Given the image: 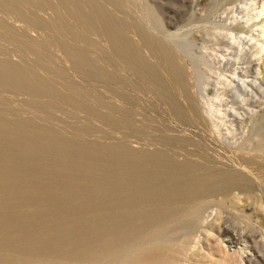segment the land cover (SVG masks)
Masks as SVG:
<instances>
[{
    "label": "rangeland",
    "instance_id": "obj_1",
    "mask_svg": "<svg viewBox=\"0 0 264 264\" xmlns=\"http://www.w3.org/2000/svg\"><path fill=\"white\" fill-rule=\"evenodd\" d=\"M53 1L50 0L49 4L55 5L56 0ZM82 1L74 0V4L81 10L74 7L73 0H65L64 9L58 7V13L55 14L48 9V12L35 9L46 17L48 23L36 29L29 27L25 21L0 11V18L8 25L11 24L9 32L25 41L22 44L11 40L0 30V59L8 57L20 67L31 69L45 82L47 89H52L61 96L57 104L50 105L52 97L48 93L41 94L37 100L44 103V106L38 108L33 102L28 103L25 95L16 94V97L13 93L0 91V117L10 123L25 122L43 129L59 141L77 146L75 154L78 155L90 151L94 154L114 153L119 169L130 179L133 178L134 183L137 182L135 185L132 181L134 188L131 182L128 183L127 195L129 190L131 194L132 190L141 189V186L146 195L149 188L147 186L151 184L147 174L143 173L140 181L134 180L136 173L139 174L143 169L157 170L160 179L174 181L182 176L189 178L192 172H208L209 169L208 173H216L215 180L206 189L175 199L164 197L157 201H146L137 208L144 214H162L165 209L174 210L175 213L169 219L158 218V221L146 223L143 231L144 237H148L161 230L160 239L167 238V242L174 244L172 247L175 251H162L165 254L161 256H169L173 259V264H208L204 255L207 249L203 219L205 215L222 206L223 215L227 216L225 224L233 228L236 218L232 213L238 207L236 201L231 200L233 194L264 190V160H258L251 152L235 147L234 143L239 137L241 124L239 109L232 103H237L238 99L234 100L237 93L231 88L237 79L233 77L234 72L237 75L239 71L234 68L241 63L236 65V44L230 39L232 34L240 37L237 39H242L241 42L247 45V49L244 45L245 57L251 58L248 55L250 43L246 40L250 31L254 32L259 24H264V10L258 13L264 0H89L108 12L117 24L125 26L124 33L144 62L145 66L142 68L133 61L126 60L125 63L124 59L112 52L98 21L86 13L89 2ZM26 7L25 4L19 5L21 10ZM75 24L77 28L74 27ZM16 26H19V31ZM89 26L93 28V33L85 34L87 39L83 40V31ZM218 32L220 34L216 35ZM213 53L216 54L213 56ZM171 65L175 67V76L168 71ZM248 73L246 78L250 79ZM241 76L243 77L242 72L237 75ZM221 79L224 80V85L220 83L222 86L219 84ZM214 84L217 87L220 85L221 89ZM232 90L235 96L232 95ZM222 91L223 96L220 93ZM212 92L220 93V98L212 95ZM69 96L74 99L81 97L82 101L89 103L106 119L77 109L68 99ZM205 101L217 104L218 107V104H222L220 108L223 110L229 109L224 115L213 112L214 115L210 116L202 110ZM171 102H175V108L171 106ZM229 105L235 108L231 109ZM212 121L218 123L216 128ZM124 152L131 157L129 160L123 158ZM100 163L103 164L102 161ZM163 172L169 174L165 175ZM142 178H145L144 182L150 181L149 185L147 182L142 184ZM43 182L49 185V181ZM10 187L8 183L0 184V188L8 191V196H0V200L11 198L15 210L20 214H28V211L31 214L30 204L40 207L50 205L48 199L41 196L29 199L26 195L24 201L17 200ZM71 195L66 197L72 199ZM87 197L88 201L94 198ZM108 199L98 198L100 203L104 202L106 205L111 200ZM104 203L103 209H96L94 215L107 213L109 216L97 215V218H105L106 221L111 218L114 208L110 210L105 206L104 209ZM115 204L111 207L116 206ZM56 211L55 208L52 209L51 217L59 215ZM121 223L128 224L124 219ZM108 225L105 226L106 230H109ZM33 227L41 232L44 229L51 232L55 228L54 222L49 220L36 221ZM23 228L24 226L20 228V233ZM138 241L139 239L131 241L132 245ZM223 244L231 247L235 245L227 239H224ZM0 258V264H51L56 257L34 253L25 255L9 246L0 248ZM59 258L72 260L64 257L56 259ZM80 261L97 264L94 257H84Z\"/></svg>",
    "mask_w": 264,
    "mask_h": 264
},
{
    "label": "bare ground",
    "instance_id": "obj_2",
    "mask_svg": "<svg viewBox=\"0 0 264 264\" xmlns=\"http://www.w3.org/2000/svg\"><path fill=\"white\" fill-rule=\"evenodd\" d=\"M49 1L0 0V11L9 14L12 18L23 20L29 27L36 29L44 25L46 26L48 23L45 20L46 17L41 16L35 9L40 12H44V10L46 12L48 9L54 14L58 13V7L64 9L63 2L65 0H56L55 5L49 4ZM86 2H89L87 3L88 11L86 13L98 21L97 24L100 25V29L104 33L112 52L124 59L125 63L133 61L141 68L145 66L138 50L130 43V40L124 33L125 26L117 24L110 14L99 5L89 0H86ZM72 3H75L74 0ZM22 4L27 6L26 9L21 10L19 8V5ZM261 5L263 7L264 3ZM74 7L77 10H81L75 4ZM84 7L86 10V6ZM262 7L260 8L261 10L258 9L259 14L264 10ZM150 8L152 9V6ZM47 19H50L48 15ZM10 25L0 18V30L2 34L11 40L25 44L24 40L9 32ZM76 26L75 24L74 27L77 28ZM25 29L28 28L25 27ZM92 30L93 28L89 26L83 31V40L86 38L85 34L88 32L93 33ZM254 30H256L254 31L255 33L250 31L248 40H246L250 43L248 47L249 52H247L251 58L245 57L247 45L241 42L242 39L238 40V36L235 35V37L232 33L230 35L233 44H236V65L241 63L234 70L237 71L239 69L243 73V77H237L240 72L238 71L237 75V72H234L235 76L233 75V77L237 79L234 81L235 84L233 83L234 87L231 88L235 89L237 93V96L234 95V90H232L233 94L231 93L237 97L234 99L235 101L238 99L237 103L233 101L231 95L230 97L233 101L232 103H234L233 105L239 109V124H241L239 137H237L236 142H233L235 143V147L251 152L258 160H264V24H259L257 29ZM219 34L218 32L216 35ZM244 45L246 49H244ZM214 54L216 53H213V56ZM168 71L171 75L175 76L174 65H171ZM247 73L250 74V79L246 78ZM222 79L225 80V78ZM222 79L219 80V84L222 83L224 85V80ZM217 82L215 84H218ZM44 83L31 69L20 67L10 61L8 57L0 59V91L15 95H25V100L28 103L33 102L38 108L44 106L42 105L44 103L39 102L37 97L48 93L53 100L50 105L57 104L56 102L61 100L60 94L54 92L52 89H47ZM220 93L223 96L224 92ZM220 93L214 94L212 92V95L214 94L216 97H219ZM16 97L18 96L16 95ZM68 99L77 109L103 119L105 118L103 114L97 112L89 103L87 104L82 101L81 97L80 99H74L72 96H69ZM170 104L175 108V102H171ZM204 105L205 107H202V110L204 109L210 116L213 112L224 115L229 109L223 110V108H220L222 104H218V107L217 104H208L206 101ZM233 105H229V107L231 109L235 108ZM12 117L14 118V116ZM211 123H213L215 128L218 125L215 121ZM234 143H230V145H234ZM76 147L68 142L59 141L53 134L43 129L30 126L25 122L10 123L0 117V184L3 182L8 183L11 186L10 191L16 195L17 200L24 201L27 195L29 199H34V196L45 197L48 199L47 202H50L48 207L42 206L43 208L36 204H30L31 214H29V211L28 214H24V212L20 214L15 210L11 198L7 197L4 201L0 200V248L11 246L25 255L34 253L48 255V257L72 259L60 260V258H55L51 264H85L80 261L84 257H94L97 264H107V262L110 264H173L172 258L161 255L165 254L162 251H175L174 247H172L174 244L169 241L167 242V238L166 240L160 239L161 230L151 233L148 237H144L143 231L146 223L150 224L158 221V218L169 219L175 213L174 210L165 209L162 214H144L142 210H137V208L146 201H157L164 197L175 199V197L187 195L190 192L193 193L206 189L215 180L216 173H208L209 169L207 170L208 172L205 170H203L205 172L201 171L202 173L192 172L191 177L184 178L182 176L179 179L176 178L177 180L174 181L167 180V178L164 180L160 179L157 170L154 171L152 168V170L148 171L143 169L144 171L140 170L139 174L136 173V179L134 180L140 181V177L143 176L142 174H147L151 182L147 180L145 182H150L151 188L147 186L150 189L147 188L146 195L142 186L140 187L142 190L137 188L135 190L131 189L133 193L130 194L131 191L129 190V195H127L126 192L129 189L127 188L129 187L128 183L131 182V186L134 188V184L136 185L137 182L135 181L134 183L133 178L130 179L125 172L119 169L114 159L117 156L114 153L106 155L105 153L94 154L90 151L83 155H78L75 154L78 150ZM122 156L127 160L131 158L126 152ZM198 169L200 168L198 167ZM254 178L257 179L258 177L254 175ZM144 179L142 178V184L145 183ZM45 180L49 181V185L44 184L43 181ZM242 183L244 184V179ZM56 190H60V192H56ZM6 191L5 188H0V196H8V191ZM68 194H72V199L66 197ZM87 196H94V198L88 201ZM99 197H102L103 200L109 197L111 199H108L107 205L102 202L104 203V209L105 206H107V209L110 208V210L114 208L112 216L110 213L111 218L107 219L108 217H106L111 222H107L110 223V226L106 223L107 220L105 221V218H102V220L99 217L97 218L99 213L94 215L96 209L102 208V203H100V199L98 200ZM231 200L236 201L238 206L232 213L236 218L234 226L236 229L225 224L227 216L223 215L222 206L208 212L203 218L207 237V249H205L204 255L208 264H264V190H257L251 193H234ZM109 202L117 204L111 207L112 204L109 206ZM53 208L57 210L58 216L51 217ZM71 214L72 216H69ZM102 214L109 216V214L104 212ZM101 215L100 217H102ZM53 218L56 220H53ZM122 219L127 221L128 224L121 223ZM45 220L54 222V230L49 232L50 230L43 228L44 231L41 232L33 227L36 221L43 222ZM106 225H108L109 230L105 229ZM23 226V232L21 230L22 233H20V228ZM137 239L139 241L132 245L131 241ZM224 239H227L230 243H235V245L233 247L224 245ZM36 262L39 261L36 260ZM5 263L1 262V264Z\"/></svg>",
    "mask_w": 264,
    "mask_h": 264
}]
</instances>
